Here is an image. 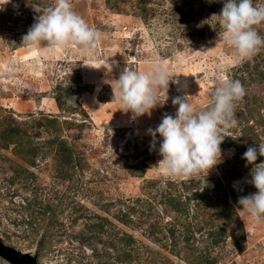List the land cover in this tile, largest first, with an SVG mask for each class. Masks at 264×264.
Listing matches in <instances>:
<instances>
[{"label":"rangeland","instance_id":"374dc122","mask_svg":"<svg viewBox=\"0 0 264 264\" xmlns=\"http://www.w3.org/2000/svg\"><path fill=\"white\" fill-rule=\"evenodd\" d=\"M70 3L101 34L91 51L23 45L55 0H0V240L37 264H264V219L238 211L239 198L257 192L242 157L264 143V77L248 74L257 63L264 73V48L241 60L218 42L223 27L211 18L222 9L210 7L224 0ZM257 31L264 37V24ZM126 66H163L179 83L170 81L168 99L160 91L163 106L132 119L109 83ZM227 80L246 94L221 133V162L190 177L155 168L162 138L152 148L148 130L175 117L173 99L207 110Z\"/></svg>","mask_w":264,"mask_h":264},{"label":"clouds","instance_id":"9594fccd","mask_svg":"<svg viewBox=\"0 0 264 264\" xmlns=\"http://www.w3.org/2000/svg\"><path fill=\"white\" fill-rule=\"evenodd\" d=\"M213 18H219L223 27L218 34V42L230 45L241 60L253 57L264 48V37L257 31V26L264 24V5H254L253 0H224L221 13L213 14ZM100 38L101 34L96 29L89 27L81 16L72 11L70 0H55L53 7L44 9L35 18V23L23 37V45L29 48L41 44L49 48L72 45L91 51ZM170 81L179 83L169 78L168 70L163 66H154L148 72H138L126 66L119 79L109 83L113 99L120 103L121 111L130 112L132 119H136L151 115L153 109L163 106L168 99ZM161 90L167 97L162 105L158 100ZM245 94L239 80L224 81L215 87L207 110L199 112L188 102V96L174 98L173 105H178L175 117L165 114L154 130H148L152 136V148L156 137L162 138L159 147L162 159L155 168L175 177L208 174L221 162L220 145L225 139L221 133L235 125L234 108L243 101ZM258 156L264 157V143L258 148L249 147L243 154L247 164L254 166L250 183L257 192L240 197L238 211H247L258 219H264V162L257 164Z\"/></svg>","mask_w":264,"mask_h":264},{"label":"trees","instance_id":"16d2710c","mask_svg":"<svg viewBox=\"0 0 264 264\" xmlns=\"http://www.w3.org/2000/svg\"><path fill=\"white\" fill-rule=\"evenodd\" d=\"M217 2V1H216ZM209 3V1L207 2V4ZM217 3H211V5H213V7H210L211 8V10L213 11V12H215V11H219V10H221L222 9V7H223V5L221 4V3H219L218 5H216ZM210 5V6H211ZM259 67H262L261 66V64L259 63H257V65H253L252 66V73H249L248 72V74H249V76H252V75H255V76H259V77H261V76H263L264 77V73H263V71H261V70H259ZM54 121H49V123H53ZM247 144V143H246ZM252 145V144H251ZM253 146V145H252ZM65 148V147H64ZM258 148V147H257ZM63 151L65 152V153H68V152H70V150H68L67 148H65V149H63ZM240 154H241V152H240ZM236 158H238V156H235V157H233V161H235V159ZM167 195V194H166ZM169 195V194H168ZM170 195H172L171 193H170ZM245 196V195H244ZM246 196H248V195H246ZM169 201H171V197H169V199H168ZM134 204H133V208H134ZM217 208V207H216ZM148 209H150L149 207H148ZM216 211V214L214 213L213 214V217H214V219H217L218 220V217H219V215H221V213L224 211V208H223V210H221L220 211V209L219 208H217V210H215ZM130 212H134L133 210L132 211H130ZM221 212V213H220ZM213 217H212V219H213ZM207 220H209V219H207ZM187 228V227H186ZM199 230V229H198ZM184 232L182 233V236H183V238L184 239H186L187 241L188 240H191L190 238H192V232L189 230V229H185V230H183ZM171 233H174L173 231H171ZM214 233L215 232H212V233H210V234H213L214 235ZM122 255H124V258H128L129 256H130V253H129V251H127V252H124V253H122Z\"/></svg>","mask_w":264,"mask_h":264},{"label":"water","instance_id":"95a60500","mask_svg":"<svg viewBox=\"0 0 264 264\" xmlns=\"http://www.w3.org/2000/svg\"><path fill=\"white\" fill-rule=\"evenodd\" d=\"M0 256L9 264H37L34 257L28 253L17 251L9 246H6L0 240Z\"/></svg>","mask_w":264,"mask_h":264}]
</instances>
